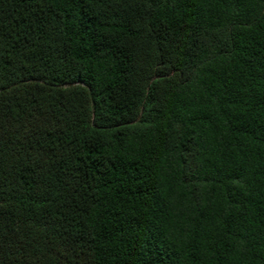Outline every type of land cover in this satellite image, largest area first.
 I'll use <instances>...</instances> for the list:
<instances>
[{
  "label": "trees",
  "instance_id": "obj_1",
  "mask_svg": "<svg viewBox=\"0 0 264 264\" xmlns=\"http://www.w3.org/2000/svg\"><path fill=\"white\" fill-rule=\"evenodd\" d=\"M0 264H264V0H0Z\"/></svg>",
  "mask_w": 264,
  "mask_h": 264
}]
</instances>
